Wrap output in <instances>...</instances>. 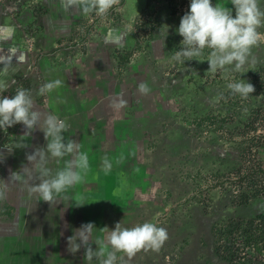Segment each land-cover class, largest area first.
Wrapping results in <instances>:
<instances>
[{"label":"rangeland","instance_id":"1","mask_svg":"<svg viewBox=\"0 0 264 264\" xmlns=\"http://www.w3.org/2000/svg\"><path fill=\"white\" fill-rule=\"evenodd\" d=\"M18 1L23 0L16 2ZM149 1L134 17V20L138 16L141 17L142 22H138L140 28L145 29L144 35L147 32L149 37L159 25L157 8H166L179 28L180 21L174 16L169 5ZM231 6L235 16V8L232 4ZM260 6L264 9V0H260ZM146 16L152 24L145 21ZM31 23L37 28L35 20ZM125 25L136 37L137 29L131 21ZM161 27L162 25L158 29ZM258 30L264 33V26ZM144 37L142 41L148 39L146 35ZM182 39L180 37L174 42L171 53L157 66L163 76L177 75L179 71L187 72L183 95L179 93L170 97V104H173L167 109L159 132L153 131L147 135L149 146L146 152L142 155L134 154V145H128L127 142L135 139L137 151L146 145V137H143L146 134L142 138L136 136L131 140L120 136L116 140L119 148L130 146L126 156L130 155L131 166L134 164V157L138 155H144L140 159L142 162L136 161V168L129 170L128 160H125V155L122 154L118 164L112 165L113 169L109 172L89 168L93 174L98 175L91 181L93 185L90 184L88 190L93 191L97 186L102 194L107 191L103 180L110 181L111 178L118 177V174L119 177H125V184L123 182L122 185L124 184L126 191L121 195L122 200L115 199L110 202L107 198L97 197L89 203L81 200L84 205L76 206L77 202L63 203L64 195L58 203L56 201L51 205L44 201L36 202L28 193V184L33 186L32 182L26 184L27 178L24 181L19 180L25 183L19 187L22 198L17 200V197L7 196L0 200V208H13L8 216L0 215V264H47L46 261H53L54 256L58 259L61 257L59 263L63 264H87L89 262L85 259L83 246L75 254L68 250L67 241L74 234V230L83 224H94L96 230H93V242L90 241V246L96 251L98 246L94 241L105 236L100 230L105 227L114 230L117 223H121L122 227L131 228L144 222H153L164 227L168 239L153 253L140 250L131 258L125 256L126 264H149L150 261L153 264H180V260L181 264H264V254L254 245L242 244L240 238L231 245H225L227 242L219 244L226 234L223 228L231 221L264 214V202L252 200L246 205H241L234 197L236 191L242 189L238 182L237 155L243 144L260 150L256 157L264 169V87L259 85L257 76L261 70L264 71V58H260V54L256 56L258 53H252L257 62L254 65H246L243 73H212L209 72V63L206 61L208 50H205L204 56L195 58L197 60L185 61L184 64L171 59L172 53L180 50ZM32 42V52L35 53V34ZM21 45L25 52L23 43ZM258 46L264 48L262 43ZM142 51L139 44L131 53L123 54V51L118 49L115 53L116 60L118 58L117 67L123 56L118 68L133 64L143 56ZM234 79L251 83L255 91L247 98L233 95L226 85ZM16 81L4 92V96L12 92ZM19 125L22 124H15L0 132V147H9ZM93 156L94 154H90L91 158ZM96 181L98 183H95ZM134 189L138 195L131 201L125 200V195L132 196ZM69 190L78 193L76 187ZM69 194L66 192V196L69 197ZM84 196L87 199L94 197L93 194ZM96 262L93 260L92 264Z\"/></svg>","mask_w":264,"mask_h":264},{"label":"crops","instance_id":"2","mask_svg":"<svg viewBox=\"0 0 264 264\" xmlns=\"http://www.w3.org/2000/svg\"><path fill=\"white\" fill-rule=\"evenodd\" d=\"M34 1L38 5V15L35 17L28 10L21 9L16 0L0 4V90H3L0 94L3 95L14 81L23 80L24 88L32 92L34 111H38L40 119L42 120L48 113H53L65 120L69 125L68 131L63 133L65 139L71 138L81 144V151L89 155L91 169H101L99 164L102 161L92 160H102L105 155L109 157L112 165L116 166L120 155L123 154L129 166L130 155L126 154H129L130 146L119 148L116 140L120 136L131 139L136 136L142 138L146 134L143 136L146 137V145L137 151L136 140L127 141L128 145H134L132 150L134 154H144L149 146L148 133L159 132L165 121L166 111L173 104H170V97L182 94L187 82L186 71L163 76L157 66L168 53H171L174 42L181 37H178L175 19L167 13L166 8H157L156 17L158 27L162 25L161 29L157 27L158 30L147 36V40L141 41L139 45L144 54L139 60L120 69L118 67L124 56L120 58L117 67L116 51L120 49L123 54L131 53L134 47H137L135 35L125 24H129L144 9L148 0H121L117 12L114 13V20L109 25L106 20L101 22L97 17L89 18L92 13L83 14L78 7L70 3V0ZM218 3L232 8L231 0H213L212 4L215 6ZM32 20L37 23L34 48L35 53L39 54L36 60L24 52L21 45V34L31 25ZM86 22L95 28L93 33ZM252 53H258L256 56L260 54V58H264L263 47H254ZM57 79L62 81L61 87L46 95L39 94L41 85ZM141 83L147 84L150 89L147 94L139 92L138 86ZM119 99L126 101V105L119 109L114 108L113 102ZM46 145L47 141L39 125L34 129H27L22 124L15 129L9 147H0V182L7 184L6 198L7 196L17 197V200L22 198L23 194L19 187L25 183L19 180L28 179V176L24 175V169L31 167L27 157L37 148H46ZM90 154H94L93 158ZM139 156L134 157V161L132 160L134 164L127 169H135L136 161L142 162L140 159L144 155ZM63 165L64 161L61 160L59 163L50 161L48 166L55 170L62 168ZM96 175L98 174L88 170L85 180L74 186L78 193L68 190L70 196H67L68 199L63 203L81 200L89 203L97 197L107 198L110 202L115 199L122 200L121 195L123 196L126 191L125 177H119L118 174V177L111 178L110 181L103 180L107 191L102 194L97 186L93 191L88 190L89 185H93L91 181ZM29 182L35 185L39 181L33 176L26 184ZM135 192L134 189L130 197L125 195V200L131 201L138 195ZM89 194H93L94 197L87 199L84 196ZM64 195L66 196V193L61 194ZM96 226L99 228V224ZM142 250L152 253L154 251ZM152 253L149 255L150 259ZM54 259L57 258L54 256ZM55 260L46 263L63 264ZM149 264L153 262L150 261Z\"/></svg>","mask_w":264,"mask_h":264},{"label":"clouds","instance_id":"3","mask_svg":"<svg viewBox=\"0 0 264 264\" xmlns=\"http://www.w3.org/2000/svg\"><path fill=\"white\" fill-rule=\"evenodd\" d=\"M70 3L83 14L94 12L98 17H106L110 10L119 5L120 0H70ZM231 4L235 8V16L223 3L214 6L212 0H191L189 11L181 18L177 30L183 38L180 50L172 53L171 59L184 64L185 61L204 56L205 50H208L206 61L209 63V72L212 73H243L246 65H254L257 61L252 55V49L260 44L261 37L264 36L258 30L264 26V9L260 6V0H231ZM61 86L62 81L59 79L49 81L41 85L39 94L46 95ZM226 87L233 95L241 98H247L255 91L251 83L242 79H234ZM138 90L141 94L150 91L145 83L139 84ZM125 105L126 101L119 99L112 106L119 109ZM34 107V98L29 89L18 88L12 96L0 94V129L6 130L15 124L34 129L39 125L47 145L46 148H37L27 157L31 167L24 171L28 180L35 176L39 181L33 186L28 184L30 197L35 198L36 202L44 201L52 205L61 194L85 180L90 168L89 155L81 151L79 142L71 138L65 139L63 133L69 128L65 120L53 113H48L41 120ZM61 160L64 161L62 168L54 170L48 166L50 161L59 163ZM111 169L112 162L105 155L101 170L109 172ZM6 194L7 184L0 182V200L5 199ZM63 198L68 199L67 196ZM248 199L247 204L252 201L250 197ZM75 204L84 205L82 201ZM94 229L96 230L92 223L83 224L74 230L67 241L68 250L73 254L82 246L85 248V259L89 264L93 260L98 264H117L118 261L119 264H126L125 256L131 258L142 249L159 250L168 239L167 230L153 222H144L131 228L117 223L114 230L106 227L100 230L105 236L94 241L98 247L93 251L90 241L93 242ZM119 253L123 255L118 256ZM224 259L228 261L227 258Z\"/></svg>","mask_w":264,"mask_h":264},{"label":"built area","instance_id":"4","mask_svg":"<svg viewBox=\"0 0 264 264\" xmlns=\"http://www.w3.org/2000/svg\"><path fill=\"white\" fill-rule=\"evenodd\" d=\"M7 1H10V0H0V4H3ZM185 1L186 0H150L149 2L150 3L157 2L155 4H159V5H169L168 7L173 11L174 16L176 18H178V20L180 21L181 18L183 17V15H185L189 11V7H190L191 0H187V2H185ZM18 6H20V8L28 10L32 14V16H36L38 14V5H37V2L34 0H23L20 2L18 1ZM117 7L118 6H115L112 10H110L109 14L106 17H98L95 13L90 14L88 17L92 18V19L94 17L95 18L97 17L101 20V22L103 20H106L107 25H109L114 20V17H115L114 13L117 12ZM136 18L137 19H135V20L132 19L131 23L133 24V27H135V29H137L136 30V33H137L136 34V37H137L136 41H137V44H140L141 41L145 38L144 36L146 35V37H147L148 33L145 32V35H144V32H143L145 30L144 27L140 28L139 22H142L141 17L138 16ZM148 19H149V17L146 16L145 21H149ZM149 24H152L151 20L149 21ZM86 25L90 27V25L87 22H86ZM90 28L92 29V33H93L95 31V28H93V27H90ZM36 30H37V28L31 23V25L28 27L27 31L22 36V43L24 45L25 52L28 55H31L34 60H36L38 58V54H35L34 52H32V50H33L32 40H33V35L36 33ZM260 43H262L264 45V36L261 37ZM33 59H31L32 62H34ZM257 76H258V80L260 81L259 85L264 87V83H263L264 82V71L261 70L260 73H257ZM23 83H24L23 80L16 81L14 84V87H12V92L6 96L15 95L16 90L18 88H21V87L24 88ZM2 130L3 129H0V132ZM262 136L264 138V131H262ZM243 145L246 147L248 146L246 144H243ZM248 147H249L248 157L246 155L241 156L240 149L238 150V155H237V158H238L237 172L239 173L238 182L240 183V186L242 189H238L236 191L235 195H237V193H239L240 191L245 192L247 180L244 179V177H246L249 174H254V177L256 179H258V181H260L261 184L258 186L257 193H254V191H252V188H250V187H249V191L246 189L247 190L246 193H247V195H249L251 200H254L255 202H259V201L264 202V169L261 166L260 161L258 162V159L256 157L257 153L260 150H258V148H257V150L254 148L252 149L251 146H248ZM223 229L226 233L227 227L226 228L224 227ZM220 240H221V242L219 244L227 242V243H225V245L226 244L231 245L232 242H234L236 240V236H234V235L231 236V235L225 234L224 239H220ZM236 241H238V240H236ZM259 252H261L263 254L262 251H259ZM263 258H264V255H262V261H263Z\"/></svg>","mask_w":264,"mask_h":264},{"label":"trees","instance_id":"5","mask_svg":"<svg viewBox=\"0 0 264 264\" xmlns=\"http://www.w3.org/2000/svg\"><path fill=\"white\" fill-rule=\"evenodd\" d=\"M264 83V82H263ZM241 156L249 155V147L243 146L240 148ZM246 189L249 191V187L252 188L254 193H257L258 186L261 184L258 179L254 177V174H249L246 177ZM245 192L240 191L236 199L241 205H246L247 200H249V195ZM13 208L9 206H3L0 208V215H9L12 212ZM226 234L234 235L239 237L241 241L248 245H254L255 248L259 251H262L264 254V214H258L249 218H239L235 221H232L227 225ZM55 261H60V258L56 257Z\"/></svg>","mask_w":264,"mask_h":264}]
</instances>
